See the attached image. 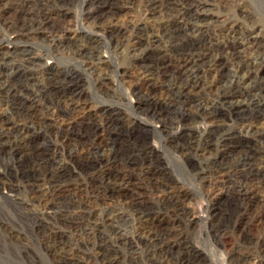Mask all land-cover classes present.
I'll list each match as a JSON object with an SVG mask.
<instances>
[{
    "label": "bare ground",
    "instance_id": "1",
    "mask_svg": "<svg viewBox=\"0 0 264 264\" xmlns=\"http://www.w3.org/2000/svg\"><path fill=\"white\" fill-rule=\"evenodd\" d=\"M261 16L0 0V264H264Z\"/></svg>",
    "mask_w": 264,
    "mask_h": 264
},
{
    "label": "rangeland",
    "instance_id": "2",
    "mask_svg": "<svg viewBox=\"0 0 264 264\" xmlns=\"http://www.w3.org/2000/svg\"><path fill=\"white\" fill-rule=\"evenodd\" d=\"M234 1H238V0H234ZM240 1V0H239ZM212 7V8H210ZM207 8L209 9H212L213 10V13H217V7L215 6H207ZM77 13L76 11L74 10L73 13H71V15H69L68 17L64 18V21L65 22H71L70 24H72V27H76L75 24L77 22ZM53 22H55L56 24H63L62 21H60L61 19H59V17H57L56 15H52L51 16ZM262 22H261V26L264 27V17H260ZM63 19V18H62ZM74 24V25H73ZM119 79V77H118ZM111 85H113L111 83ZM127 87V84L125 85ZM128 88V87H127ZM89 89L87 87V90L89 92ZM206 127V126H205ZM177 132V131H176ZM174 165V168L176 167L175 164L173 163ZM175 170L177 171L178 174H180L179 176H182V173L178 172L179 169H177V167L175 168ZM183 177V176H182ZM191 184V183H190ZM1 193H5V194H8L9 193V190L8 189H2L1 190ZM192 208L194 210V212L197 213L198 217L200 218L197 225L194 226V232H195V237H196V241L199 243V245H201L204 249H207L208 251L212 249V246L211 244L209 243V241H207V237H206V218H205V202L204 200L202 199V197L198 196L196 199H194L192 202ZM37 214L42 216L43 215V212L41 210H37ZM214 258L216 260V262L218 264H220V260H221V255L220 253H215L214 254Z\"/></svg>",
    "mask_w": 264,
    "mask_h": 264
}]
</instances>
